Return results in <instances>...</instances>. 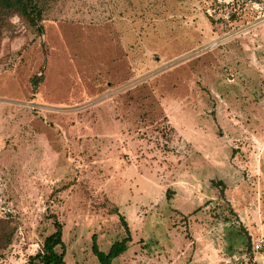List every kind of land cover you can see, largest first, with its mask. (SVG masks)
I'll return each mask as SVG.
<instances>
[{"label": "rangeland", "instance_id": "374dc122", "mask_svg": "<svg viewBox=\"0 0 264 264\" xmlns=\"http://www.w3.org/2000/svg\"><path fill=\"white\" fill-rule=\"evenodd\" d=\"M39 1L40 32L0 30V264L49 213L65 264H98L113 209L114 264H264V0Z\"/></svg>", "mask_w": 264, "mask_h": 264}, {"label": "trees", "instance_id": "16d2710c", "mask_svg": "<svg viewBox=\"0 0 264 264\" xmlns=\"http://www.w3.org/2000/svg\"><path fill=\"white\" fill-rule=\"evenodd\" d=\"M39 0H0V30L11 26L8 18L16 14L29 25L35 26L38 32L41 31L39 22L42 21V11ZM40 80L37 75L31 79V85L35 88ZM216 185H222L220 181ZM222 188H220V193ZM118 218L119 226L122 229V236L112 241L107 251H101L96 243L95 234L90 236V252L94 255L98 264H114L112 260L122 255L128 248L131 241L129 227L123 218L115 209L112 210ZM52 230L46 234L38 249L29 254L26 258V264H65V245L62 240V225L53 213H49ZM15 231V225L11 219L0 217V250H4L11 242Z\"/></svg>", "mask_w": 264, "mask_h": 264}, {"label": "built area", "instance_id": "2783aa9c", "mask_svg": "<svg viewBox=\"0 0 264 264\" xmlns=\"http://www.w3.org/2000/svg\"><path fill=\"white\" fill-rule=\"evenodd\" d=\"M264 245V240L259 238L258 240H256L254 243H253V248L255 250H258L260 249L262 246Z\"/></svg>", "mask_w": 264, "mask_h": 264}]
</instances>
